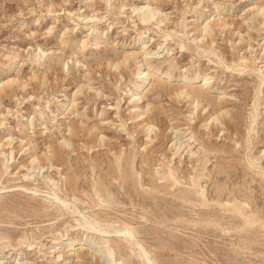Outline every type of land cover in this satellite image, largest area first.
<instances>
[{
  "label": "rangeland",
  "instance_id": "obj_1",
  "mask_svg": "<svg viewBox=\"0 0 264 264\" xmlns=\"http://www.w3.org/2000/svg\"><path fill=\"white\" fill-rule=\"evenodd\" d=\"M146 1L0 0V264H264V0Z\"/></svg>",
  "mask_w": 264,
  "mask_h": 264
},
{
  "label": "bare ground",
  "instance_id": "obj_2",
  "mask_svg": "<svg viewBox=\"0 0 264 264\" xmlns=\"http://www.w3.org/2000/svg\"><path fill=\"white\" fill-rule=\"evenodd\" d=\"M138 1H146V0H138ZM165 2V0H155V4H156V6H159V4H163ZM96 3V2H95ZM123 3H124V1H123ZM213 3V2H212ZM143 6V5H142ZM121 7V6H120ZM122 7H124L123 6V4H122ZM121 7V8H122ZM132 8H133V6H132ZM139 9V8H138ZM137 9V11H139V12H137L138 14L137 15H140L139 13H140V11H141V14H142V16L139 18V20H140V22L142 23H145V22H147L149 19H151V17H152V14H156V15H159L158 14V10H157V8H154V7H152L151 5H150V2H149V0H147L146 2H145V5L143 6V7H141L139 10ZM121 10V9H120ZM133 11H135L136 12V10H134V9H132ZM260 10H264V9H260ZM117 13H119V11L117 12ZM257 14V13H256ZM136 15V16H137ZM245 15V14H244ZM166 17V16H165ZM243 17V16H242ZM211 18V17H210ZM79 19V18H78ZM220 20V18H218L217 19V21H219ZM192 21H194V20H192ZM214 18L210 21V22H208V23H206V25H205V27H204V29H202L201 31L203 32V36H206L207 35V33H209L210 32V28L212 29V26L214 25ZM221 22H220V24L221 25H225V26H227V31L228 32H230V27H231V25H232V27H234V26H236L237 24H239V23H242L243 25H245V24H248V22H247V20H246V17H244V19L243 18H240V21H238V22H234L233 20H230V22L228 23L226 20H220ZM249 21V20H248ZM223 28V27H222ZM97 31V30H96ZM96 33V32H95ZM211 33H213L212 32V30H211ZM99 34V33H98ZM139 34V33H138ZM165 34V33H164ZM233 34V33H232ZM235 34V33H234ZM184 35V34H183ZM210 35H212V34H210ZM96 37H98V35H96ZM201 38H203V37H201ZM96 41H97V38L95 39ZM117 44V43H116ZM236 44V43H235ZM87 45V44H86ZM93 45H98V44H93ZM85 46V45H84ZM204 46L205 45H203V43L201 42V45H200V48H203L204 49ZM100 48V47H99ZM143 49V48H142ZM196 50H197V48H196ZM147 51V52H146ZM204 51V50H203ZM212 51V50H211ZM151 53V52H150ZM149 52H148V49H145L144 51H142L141 50V52H126L125 53V56L123 57L124 59H123V61H121V63L122 64H125V62H126V59L129 57H132V58H134V57H136L137 59L139 58L140 60H139V62L138 63H142L141 64V66H144L143 68H147V70H150L151 69V66L149 65V63H150V61H149V57H147V55H149L150 54ZM212 53V52H211ZM207 57V56H206ZM120 63V62H119ZM114 66H116V65H114ZM140 66V67H141ZM112 67V66H111ZM123 67V66H122ZM142 68V67H141ZM143 70H145V69H143ZM246 70H247V68H246V66H241L240 64H239V66L235 69V71H236V74H237V76H243V73L244 72H246ZM9 71V70H8ZM234 71V70H233ZM248 71V70H247ZM140 73V72H139ZM145 73V72H144ZM136 75V74H135ZM142 75V74H141ZM150 76V73H149V71L148 72H146L144 75H142V77H141V81L136 85V87H135V90L133 91V92H131L130 93V97L132 98L134 95H136L137 94V92H139L140 90L142 91L147 85H148V83H149V80H148V77ZM135 77H137V76H135ZM152 77V76H151ZM158 77V80L159 81H161V82H163V83H171V82H180L181 80H182V77L181 76H177V75H172V74H169V73H160V75H158L157 76ZM150 79V78H149ZM10 81V82H9ZM7 80L6 82H3V84H2V87H9L10 85V83L11 82H13V81H11V80ZM155 81V80H154ZM204 82H202V85L199 87L200 89L199 90H203L202 88L204 87V86H207V84H208V79H207V77L206 78H204V80H203ZM188 85H189V83H188ZM20 86H22V85H20ZM183 87V86H182ZM181 87V88H182ZM18 88V87H17ZM20 88V87H19ZM3 89H1V91H2ZM8 90V89H7ZM9 91V90H8ZM78 91V90H77ZM80 91V90H79ZM181 93H182V91H181ZM184 93H185V95H188L187 94V92H186V90L184 91ZM198 97H202V94H201V92H199L198 93V95H197ZM223 96V95H222ZM189 97V96H188ZM191 98V97H190ZM73 100V99H72ZM131 100V99H130ZM133 100H138V98L136 97V98H134ZM132 100V101H133ZM74 101V100H73ZM66 106H67V110L70 108V105H72V109H73V104H72V102L71 101H69V100H67L66 101V104H65ZM255 115H256V113H255ZM103 119V118H102ZM216 120V119H215ZM214 120V121H215ZM106 123V122H105ZM104 123V124H105ZM109 123V122H108ZM72 126L74 127L75 126V124H72ZM71 126V127H72ZM82 128V127H81ZM147 129H150V126L149 127H147ZM67 130H68V128H67ZM81 130V129H80ZM147 132H148V130H147ZM69 133V132H68ZM151 133V132H150ZM102 136V135H101ZM103 139V138H102ZM8 142V141H7ZM63 143V142H62ZM101 145V144H100ZM59 149V148H58ZM59 155V154H58ZM54 161H57V155L56 154H54ZM113 160H114V158H113ZM116 161V160H115ZM33 162V160L32 161H30V164H33L32 163ZM118 163V162H117ZM53 165V164H52ZM80 168V167H79ZM79 172V171H78ZM169 174V173H168ZM76 176V175H75ZM190 178V177H189ZM98 181V180H97ZM172 182V181H171ZM97 183H99V182H97ZM101 183V182H100ZM99 185V184H98ZM110 186V185H109ZM97 187V186H96ZM95 186H94V188H96ZM102 187V186H101ZM108 187V186H107ZM99 188V187H98ZM195 188V187H194ZM100 189V188H99ZM104 189V188H103ZM105 190V189H104ZM95 191H97V189L95 190ZM107 191V190H106ZM107 195V194H106ZM109 196V195H108ZM94 199V198H93ZM101 199V198H100ZM95 200V199H94ZM92 202V201H91ZM94 204V203H93ZM64 205V204H63ZM102 205V204H101ZM100 205V206H101ZM64 208H66L65 207V205L63 206ZM62 208V207H61ZM59 209V208H58ZM61 210V209H60ZM66 210V209H65ZM62 211V210H61ZM246 216V215H245ZM241 217H242V215H241ZM95 224H97V223H95ZM94 224V226H96ZM88 225V224H87ZM88 226H90V225H88ZM88 228V230H86V232H90L91 230H92V227H87ZM86 228V229H87ZM107 230H109V229H107ZM80 231V230H79ZM95 231V230H94ZM104 233V232H103ZM122 236H123V240H124V242L125 241H128V239H129V236H130V233L127 231V232H123L122 231ZM121 236V237H122ZM68 239V238H67ZM72 241V240H71ZM129 243V242H128ZM95 245V244H94ZM104 247H105V245H104ZM136 247H137V245H136ZM68 249H67V253H68V257L70 256V255H76L77 257L79 256V254H80V250H82V249H85V248H87L88 250H89V252L90 253H92L93 255H91V256H94V253L93 252H95L94 251V249L92 248V246L91 245H87L86 244V241L85 240H81L80 242H70L69 243V245H68V247H67ZM136 250V249H135ZM89 253V254H90ZM105 255V257H104V259H106L108 262H109V264H120V263H118L117 261H116V259L115 260H112V256H111V253L109 252V250H104L103 251V256ZM73 257V256H72ZM141 257V259H142V262H147L148 264H152L149 260H148V258L146 257V254L145 255H143V256H140ZM68 260V258L65 260V261H67ZM65 261H64V264H66L65 263ZM67 264H70V263H67Z\"/></svg>",
  "mask_w": 264,
  "mask_h": 264
}]
</instances>
